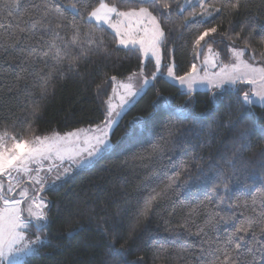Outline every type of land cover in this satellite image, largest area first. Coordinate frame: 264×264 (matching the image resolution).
Listing matches in <instances>:
<instances>
[{
  "label": "trees",
  "instance_id": "trees-1",
  "mask_svg": "<svg viewBox=\"0 0 264 264\" xmlns=\"http://www.w3.org/2000/svg\"><path fill=\"white\" fill-rule=\"evenodd\" d=\"M5 2L8 0H0V4ZM83 2L90 5L91 11L100 0ZM105 2L115 4L121 11L149 7L154 15H160L159 10L136 0ZM168 2L171 17L165 21V31L169 40L162 54L165 63L172 60L176 75L189 71L195 54H199V60L207 44L212 45L222 61H227L229 46L242 48L244 44L240 40L233 44L222 34L234 36L242 26L245 27L242 35L251 31V48L244 55L264 67L260 57L264 52V0H244V6L237 12L197 17L196 21L203 22L194 21L187 26L184 17L192 7L199 11L197 5L186 7L181 13L182 0ZM58 3L68 21L75 18L81 25V41L87 39L83 32L90 31L103 37L105 48L81 57L79 48L60 45L67 53L63 55L64 74L53 76L48 94L42 95L44 81L33 74L32 68L23 71L29 63L30 49L26 44L7 39L10 31L24 26L21 18L16 13L9 15L7 9L0 11V37H3L0 43L4 44L0 48V132L21 133L28 139L32 135L99 123L104 117L111 77L124 78L141 67L142 56L136 49L119 46L110 29L94 21L82 22L81 16L67 7L76 3L79 8L81 0H58ZM213 26L218 27V32L205 38L203 51L194 48L196 36ZM27 35L38 39L42 29H33ZM60 35L70 41L72 33L62 30ZM43 39L50 41L51 37L45 35ZM72 62L77 63L78 70L68 71L67 65ZM53 63L49 60L50 65ZM41 68L42 64L35 65L36 71ZM144 71L149 77L155 71L151 59L144 62ZM47 72L44 69L41 75ZM238 89L225 87L216 90L215 96L207 90L189 95L163 75L148 84L114 126L113 149L41 192L48 202L47 226L40 230L46 240L21 264H214L217 256L223 260L225 241L233 223L247 216L259 219V213L264 211V106L238 102L244 88ZM154 102L158 110H154ZM185 107L195 120L176 119ZM241 116L245 118L241 120ZM136 117L152 122L151 131L139 141L129 143L123 133ZM169 122L177 129H189L176 144L162 131ZM161 136L168 142L161 140ZM155 142L163 149L159 155L151 153ZM241 143L247 147L241 148ZM217 173H223V182L216 178ZM174 177H178L176 185L187 183L188 187L177 188L179 196L169 192L167 197L158 198L141 215L144 199L163 189ZM224 183L228 185L227 193L223 191ZM213 186L221 189L223 203L219 197L210 195ZM216 213L217 221L233 216V223H207ZM76 224L82 230L68 236ZM252 243L249 233L245 246ZM113 245L117 249L123 247V254H111ZM161 246L165 251L154 260ZM232 247L228 246L229 251ZM254 255L257 264H264V252Z\"/></svg>",
  "mask_w": 264,
  "mask_h": 264
},
{
  "label": "snow or ice",
  "instance_id": "snow-or-ice-1",
  "mask_svg": "<svg viewBox=\"0 0 264 264\" xmlns=\"http://www.w3.org/2000/svg\"><path fill=\"white\" fill-rule=\"evenodd\" d=\"M140 4H149L154 10H159L160 15H154L149 7H131L126 11H121L115 4L106 3L105 0H100L99 5L88 11L89 4L81 0V6L78 8L76 3H71L67 7L71 8L75 13L81 16L82 22L95 21L98 26L101 24H108L113 29L116 42L124 48L136 49L144 58L153 59L155 61V71L151 77L144 75L143 67L140 72L133 74L142 80L139 87H134L132 83H124L121 87L124 89V94L119 97V104L113 105L108 103L106 106L104 120L100 124L89 126L87 129L88 138L81 141L78 134L79 130L65 133L61 136L59 133L51 135H32L26 139L21 133L9 134L7 131L0 133V177H7V188L2 180H0V264H21V260L25 256L37 252L41 246L43 237L36 235L35 239H29L27 233L32 227L37 231L42 230L47 226L48 220V202L45 197L40 195L47 185L54 184L67 176L74 168L83 167L89 164L94 158L101 153L113 149L111 141V134L113 126L117 123V118L120 117L121 111L128 104L131 98L140 94L149 84L150 80L154 81L158 76L164 75L162 69H167V76L179 82L182 87H186L189 95L194 90V86L207 81L210 89L213 90V95H217L216 90L232 85L236 91H239L236 86L239 83H244L250 86V92L245 91L242 97H238V102L242 100L243 104L252 105L259 101L264 105V67H256L254 64L245 60V50L251 48L250 38L251 31L244 36L242 33L245 27H241V31L232 36L226 32L222 35L231 40L233 44L237 40L243 41L244 47L237 48L229 46V52L234 58V63L218 64L215 59L209 56L204 57L203 64L207 68L211 63L213 68L219 67V72L212 73L211 76L205 71L204 76L198 75L197 65L192 63L190 70L183 75L177 76L174 72V64L172 62L165 63L162 49L167 46L169 34L165 31V21L171 17V4L168 0H136ZM197 7H192L184 17V26L196 21L197 17L206 18L211 17L215 13H233L239 11L244 6V0H196ZM7 9L9 15L16 13L21 18V23L24 26H18L7 35V39L15 41L16 43L26 44L30 49L29 63L23 68V71H29L32 68L33 74L44 81L41 86V94H48V83L55 76L59 74L63 76L65 64L63 62V55L67 53L60 45L68 47L75 46L80 49V56L83 57L87 53L101 51L105 48L103 37H96L94 33L88 31L83 32L87 38L86 41H81L82 34L81 25L77 24L75 18L68 21L63 16V6L58 3V0H8V2L0 4V11ZM180 12L183 13L185 9L181 6ZM87 15H84V13ZM116 17V22H112V17ZM124 27H121V25ZM42 29L40 38L29 37L27 35L33 29ZM249 27H251L249 25ZM70 31L72 33L71 40L65 41L60 35V31ZM171 30L169 29V32ZM264 31V29H262ZM218 32V27L205 28L194 40V48L203 51L206 37ZM47 35L51 37L50 41H44L43 37ZM3 37H0L2 40ZM264 41V38H262ZM59 42V43H58ZM4 44L0 43V48ZM209 53L213 52L212 45L207 44ZM199 58V54H195ZM219 56V53H215ZM260 57L264 60V52L260 53ZM255 55L251 59H255ZM49 60L53 61L52 65ZM40 63L43 68L36 71L35 65ZM244 68L247 72L240 73L237 69ZM44 69L48 72L44 75ZM68 71L78 70V65L75 62L68 63ZM231 69V70H229ZM115 82L116 77H111ZM132 79L131 77L129 78ZM259 87L257 88V84ZM255 98V99H254ZM110 100L112 97L109 98ZM154 110H158L156 102H154ZM245 117L241 116V120ZM180 119H193L191 110L187 107L184 112L176 116ZM151 123L142 117H136L129 122V128L123 133L124 138L129 143L139 141L143 136L151 131ZM189 129H177L174 123L169 122L164 126L162 131L166 133L167 137H171V143L176 144L183 138V132ZM165 140L164 136L160 137ZM241 140H244V134H241ZM77 142L82 143L83 147H77ZM165 142H168L165 140ZM73 144V148L69 150L65 147L66 144ZM241 148L247 147L246 143H241ZM163 151L159 142H155L151 146V153L159 155ZM187 170V169H185ZM57 175L50 179L53 172ZM202 171V170H201ZM24 174L31 183L32 196H29V189L22 187L24 183L19 179V174ZM43 173V174H42ZM15 174V175H14ZM172 180L160 191L155 194H149L143 201V210L141 215L146 214L151 209L153 202L158 198H165L169 192L179 196L180 192L176 191L179 187H188V184L176 185L175 180ZM218 180L224 181L223 173H217ZM19 189L18 197L14 198L11 194L16 193ZM155 191V190H153ZM221 189L213 186L210 190V195L219 197L221 203L224 202L225 197L220 196ZM223 191L228 192V185L224 183ZM27 203V208L21 205ZM26 213V214H25ZM216 213L209 217L207 223L218 224L233 223V216L227 218L221 217L220 221L216 220ZM82 230L81 225L76 224L70 233H78ZM251 234L254 243L245 246L246 237ZM199 235V233H197ZM234 245L229 251L228 246ZM258 245V247H257ZM165 249L161 246L154 254V260L159 258ZM219 251V249H217ZM254 252H264V211L259 213V219L256 216H247L243 219L233 223L231 231L228 233V238L225 241L223 250V260L217 256L214 264H257ZM111 254L122 255L123 247L117 249L113 245L111 247ZM247 254H252L249 257Z\"/></svg>",
  "mask_w": 264,
  "mask_h": 264
},
{
  "label": "rangeland",
  "instance_id": "rangeland-1",
  "mask_svg": "<svg viewBox=\"0 0 264 264\" xmlns=\"http://www.w3.org/2000/svg\"><path fill=\"white\" fill-rule=\"evenodd\" d=\"M193 5H197L196 4V0H182V4H181V6L183 7V8H186V7H191V6H193ZM71 9V8H70ZM72 10V9H71ZM94 21V20H93ZM95 22V21H94ZM112 22L113 23H115L116 22V17L115 16H113L112 17ZM96 23V22H95ZM97 24V23H96ZM101 26H104V27H107L108 29H110L113 33H114V31H113V29H111L109 26H108V24H101ZM121 27H124V25L122 24L121 25ZM119 45V44H118ZM119 46H121V45H119ZM121 47H123V46H121ZM232 47H235V46H232ZM238 48V47H237ZM213 49V48H212ZM215 53H217L214 49H213V52L212 53H209L208 52V49L206 48L205 49V51H204V53H203V55H202V57L198 60V58H196V60H193L192 61V63H195L196 65H197V69H198V75L199 76H204L205 75V71L207 72V74L209 75V76H211L212 75V73H214V72H219L220 71V69H219V67H216V68H213L212 66H211V63H209L208 64V66H207V68H205V66H204V64H203V61H204V57L205 56H209L211 59H215L216 61H217V63L218 64H220V63H223V64H229V65H231L232 63H234L235 61H234V58L232 57V55H231V53L229 52V50H228V55H229V57H228V59H227V61H222L221 60V56H216L215 55ZM142 56V55H141ZM245 60H248L247 59V57H246V55H244V57H243ZM148 59H150V58H148ZM152 61H153V64H154V66H155V61L153 60V59H151ZM146 61V58H144L143 56H142V64H141V67H143V72H144V75L145 76H148L146 73H145V71H144V62ZM169 62H172V60H170ZM248 62L249 63H251V64H254L256 67H262V66H260L259 64H257V63H253V62H250L249 60H248ZM173 63V62H172ZM191 63V64H192ZM191 66V65H190ZM141 67L139 68V69H137V70H135L134 72H132L131 74H129V75H127L126 77H124V78H116V80H115V82H113L112 81V85H111V89H110V93H109V96L107 97V99L105 100V108H104V114H105V110H106V106H107V104L108 103H112L114 106L115 105H118L119 104V97L121 96V95H123L124 94V89L121 87V85L122 84H124V83H132L133 85H134V87H139V85H140V83H142V80L140 79V78H138V77H134L133 76V74H136V73H139L140 72V69H141ZM189 70H190V68H189ZM229 70H231V69H229ZM237 71L238 72H240V73H243V72H247L248 70L247 69H244V68H240V69H237ZM163 73H164V78L166 79V80H168L169 82H171V83H173L174 85H176L180 90L179 91H182V92H184V93H188L187 92V90H186V87H182L180 84H179V82L178 81H176V80H174V79H172V78H169L168 76H167V69L165 68V70L164 71H162ZM176 75V74H175ZM177 76H180V75H177ZM132 78L131 80L129 79V78ZM149 77V76H148ZM151 77V76H150ZM149 77V78H150ZM152 82V80H150V82H149V84ZM226 87H228V88H233V86L232 85H228V86H226ZM257 88L259 87V83L257 84V86H256ZM236 88H240V89H243L244 88V92L245 91H248L247 89L249 88V90H250V86L249 85H247V84H244V83H239L237 86H236ZM199 90H207V91H213L212 89H210V87H209V85H208V83H207V81H205L204 83H200V84H197V85H195L194 86V90L192 91V92H194V91H199ZM143 91H141L140 92V94L142 93ZM139 94V95H140ZM139 95H137V96H135V97H133V98H131V100H130V102L128 103V104H126L125 105V107L121 110V109H117L118 111H121V114L134 102V100L139 96ZM110 97H112V99L110 100L109 98ZM255 99V98H254ZM260 105V106H264V105H261L260 103H259V101L258 100H256V102L254 103V105ZM121 116V115H120ZM119 118L120 117H118L117 118V122H118V120H119ZM104 120V117H103V119L101 120V121H103ZM101 121L99 122V123H96V124H93V125H91V126H95V125H98V124H100L101 123ZM116 124H114V126H115ZM89 126L90 125H87V126H82V127H78V128H75V129H72V130H69V131H65V132H57V131H52V132H49V133H47V135H51V134H54V133H59L61 136H63L65 133H68V132H73V131H76V130H79L78 131V134H79V136H80V138H81V141H83V140H86L87 138H88V133H87V129L89 128ZM114 126H113V128H114ZM0 133H3V132H0ZM45 135V134H44ZM77 147H83L84 145L82 144V143H79V142H77V145H76ZM65 147L66 148H68L69 150H71L72 148H73V144H71V143H69V144H66L65 145ZM101 154H103V153H101ZM100 154V155H101ZM99 155V156H100ZM99 156H97V157H99ZM96 157V158H97ZM96 158H94L89 164H87V165H85V166H83V167H87V166H89V165H91L95 160H96ZM83 167H77V168H74L68 175H70L75 169H78V168H83ZM43 174V173H42ZM57 175V172H53L52 174H51V176L49 177L50 179H53L55 176ZM67 175V176H68ZM67 176H65V177H63L61 180H63V179H65ZM19 179L20 180H22L24 183L22 184V187H26V188H28L29 189V196H32L33 195V192H32V190H31V183H30V181L27 179V177L24 175V174H19ZM0 180H3V182H4V184H5V187L7 188V177H0ZM61 180H59V181H61ZM59 181H56V182H59ZM55 182V183H56ZM51 185H53V184H49V185H47V187L48 186H51ZM19 192V189H17V192L16 193H12V196L14 197V198H19L18 197V193ZM40 195H41V192L39 193ZM23 208H27V203H24V204H22L21 205ZM26 214V213H25ZM36 235H40V236H42L43 237V241H42V243L46 240V238H45V235L43 234V233H41L40 231H37V229L35 228V227H32L31 228V230L27 233V236H28V238L29 239H32V240H34L35 239V236ZM33 254V253H32ZM31 255V254H30ZM27 256H25L22 260H21V262L26 258Z\"/></svg>",
  "mask_w": 264,
  "mask_h": 264
},
{
  "label": "water",
  "instance_id": "water-1",
  "mask_svg": "<svg viewBox=\"0 0 264 264\" xmlns=\"http://www.w3.org/2000/svg\"><path fill=\"white\" fill-rule=\"evenodd\" d=\"M74 233H75V232H73V233H70V232H69L67 235L70 236V235H72V234H74Z\"/></svg>",
  "mask_w": 264,
  "mask_h": 264
},
{
  "label": "crops",
  "instance_id": "crops-1",
  "mask_svg": "<svg viewBox=\"0 0 264 264\" xmlns=\"http://www.w3.org/2000/svg\"><path fill=\"white\" fill-rule=\"evenodd\" d=\"M15 175V174H14ZM3 181V180H2ZM6 188V187H5ZM12 195V194H11Z\"/></svg>",
  "mask_w": 264,
  "mask_h": 264
}]
</instances>
